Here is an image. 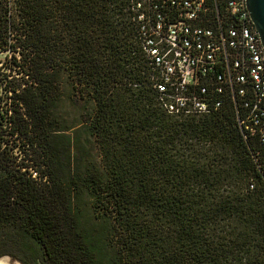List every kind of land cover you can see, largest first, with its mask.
Here are the masks:
<instances>
[{
    "label": "trees",
    "instance_id": "trees-1",
    "mask_svg": "<svg viewBox=\"0 0 264 264\" xmlns=\"http://www.w3.org/2000/svg\"><path fill=\"white\" fill-rule=\"evenodd\" d=\"M126 2L0 0V257L264 264V152L164 108Z\"/></svg>",
    "mask_w": 264,
    "mask_h": 264
},
{
    "label": "built area",
    "instance_id": "built-area-1",
    "mask_svg": "<svg viewBox=\"0 0 264 264\" xmlns=\"http://www.w3.org/2000/svg\"><path fill=\"white\" fill-rule=\"evenodd\" d=\"M149 82L169 113L233 105L264 152V49L246 0H127Z\"/></svg>",
    "mask_w": 264,
    "mask_h": 264
},
{
    "label": "water",
    "instance_id": "water-1",
    "mask_svg": "<svg viewBox=\"0 0 264 264\" xmlns=\"http://www.w3.org/2000/svg\"><path fill=\"white\" fill-rule=\"evenodd\" d=\"M246 7L251 22L258 33L261 46L264 49V0H246Z\"/></svg>",
    "mask_w": 264,
    "mask_h": 264
},
{
    "label": "rangeland",
    "instance_id": "rangeland-1",
    "mask_svg": "<svg viewBox=\"0 0 264 264\" xmlns=\"http://www.w3.org/2000/svg\"><path fill=\"white\" fill-rule=\"evenodd\" d=\"M6 56H9L8 53H0V73H5L7 69H5V63H6V59L7 57ZM0 259H5V260H0V264H23L21 263L19 260L17 259H14L10 256H2L0 257ZM32 264H34L32 262ZM36 264H39V263H36Z\"/></svg>",
    "mask_w": 264,
    "mask_h": 264
}]
</instances>
